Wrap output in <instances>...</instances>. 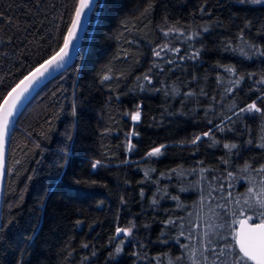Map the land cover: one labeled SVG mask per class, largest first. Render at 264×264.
I'll list each match as a JSON object with an SVG mask.
<instances>
[{"label":"trees","instance_id":"obj_1","mask_svg":"<svg viewBox=\"0 0 264 264\" xmlns=\"http://www.w3.org/2000/svg\"><path fill=\"white\" fill-rule=\"evenodd\" d=\"M78 1L0 0V103ZM260 53L264 3L98 0L76 59L15 118L0 264H235L232 213L264 200Z\"/></svg>","mask_w":264,"mask_h":264},{"label":"snow or ice","instance_id":"obj_2","mask_svg":"<svg viewBox=\"0 0 264 264\" xmlns=\"http://www.w3.org/2000/svg\"><path fill=\"white\" fill-rule=\"evenodd\" d=\"M244 0H241L243 3ZM253 3H261L262 0H252ZM96 4V0H79L78 6L75 10V19L72 21V26L68 30V35L64 38L63 47L57 52L54 56H52L49 60L45 61L38 68L35 69L34 72L30 73L28 76L24 78L9 93V100L5 101L6 111L3 117H0V149L5 142L6 137L9 133V124L8 117L12 115V111L7 110V106L10 104L11 109L15 110L18 103L21 102L25 93L29 91L30 88L35 85L41 77L45 76V73H48L50 69L53 67H62V62L65 57L69 54V49L73 46V41L77 37V32L81 28V20L82 17L87 15L88 11H91ZM87 10V11H86ZM264 55V53H260ZM159 55V53H157ZM228 71H232L231 68L227 69ZM109 76H104V80L109 79ZM147 79V77H145ZM238 83V82H237ZM241 112H261V109L256 106L255 103L250 104L245 109H241ZM73 114H75V108H73ZM132 119L139 120L140 112L139 108L137 111L132 114ZM205 136L208 133L204 134ZM200 139L199 136L193 141L195 143ZM133 146L129 143L128 148L131 150ZM163 147V146H161ZM226 148H235L236 145H225ZM160 154V148L154 149L149 155H158ZM3 151L0 150V176L3 175ZM99 161H96L92 167L95 169L99 164ZM264 171V167L260 169ZM155 202V201H154ZM248 202L245 201V204ZM246 211H251L252 215H244ZM233 216L239 217L243 216L241 219H237L234 223L239 225V228L235 230V235L233 239L235 240L236 245L239 248V252L236 253L238 259L235 264H248L249 261L254 262V264H264V200L258 202V206H253L251 204L248 205L247 209H241L239 212H233ZM252 221V223H250ZM258 221V222H257ZM221 227L231 228L230 224H222ZM123 231L126 235L130 234V229H117V234ZM211 242V241H209ZM117 253L121 251L120 248L116 249ZM223 255V250L220 253Z\"/></svg>","mask_w":264,"mask_h":264},{"label":"water","instance_id":"obj_3","mask_svg":"<svg viewBox=\"0 0 264 264\" xmlns=\"http://www.w3.org/2000/svg\"><path fill=\"white\" fill-rule=\"evenodd\" d=\"M97 1L96 0V4L94 6V8L91 10V11H88L87 12V15L82 17V20H81V28L78 30L77 32V37L76 39L73 41V46L69 49V54L67 57H65L64 61L62 62V67H53L52 69L49 70L48 73H45V76L44 77H41L40 80L35 84L33 85L32 88L29 89V91L32 89L31 93L27 96V98L20 104L18 103L17 106H16V109L15 110H12L11 109V106L10 104L7 106V110H10L12 111V115L8 117V124H9V133H8V136L6 137L5 139V142L2 146V150L3 151V168H4V171H3V175L0 176V228H1V219H2V207H3V198H4V190H5V183H6V168H7V150H8V142H9V138H10V134H11V131H12V128H13V124H14V121H15V118L17 116V114L19 113L20 109L22 108V106L24 105V103L28 100V98L30 97V95L40 86L42 85L45 81H47L48 79H50L51 77L55 76L56 74H58L59 72H61L63 69H65L67 66H69L77 57L79 51H80V48H81V45H82V41L85 37V34L88 30V27H89V24H90V20H91V15L97 5ZM79 3V1H78ZM78 6V5H77ZM87 11V10H86ZM75 19V15H74V18L73 20ZM71 26H72V23H71ZM70 26V27H71ZM68 35V33H67ZM66 35V36H67ZM64 44V42H63ZM63 44L61 45V47L53 54L51 55L49 58H47L46 60H44L42 63H40L39 65H37L34 69H32L29 73H27L24 77H22L8 92L7 94L4 96V98L2 99L1 103H0V117H3L5 111H6V105H5V101L6 100H9V93L12 92V90L14 88H16V86L18 84H20V82L22 80H24V78L26 76H28L30 73L34 72L36 68H38L41 64H43L45 61L49 60L52 56H54L57 52H59V50L63 47ZM28 91V92H29ZM27 92V93H28ZM25 93V95L27 94ZM24 95V97H25ZM23 99V98H22ZM22 101V100H21ZM252 223V222H250ZM239 228V225H237L236 227V230ZM237 246V245H236ZM238 248V246H237ZM238 251H239V248H238ZM252 264H254V262L250 261Z\"/></svg>","mask_w":264,"mask_h":264},{"label":"bare ground","instance_id":"obj_4","mask_svg":"<svg viewBox=\"0 0 264 264\" xmlns=\"http://www.w3.org/2000/svg\"><path fill=\"white\" fill-rule=\"evenodd\" d=\"M32 89L25 95V97H23L22 101L20 102V104L27 98V96L31 93Z\"/></svg>","mask_w":264,"mask_h":264},{"label":"rangeland","instance_id":"obj_5","mask_svg":"<svg viewBox=\"0 0 264 264\" xmlns=\"http://www.w3.org/2000/svg\"><path fill=\"white\" fill-rule=\"evenodd\" d=\"M261 3H264V0H262V2ZM122 233H124V232H122Z\"/></svg>","mask_w":264,"mask_h":264}]
</instances>
